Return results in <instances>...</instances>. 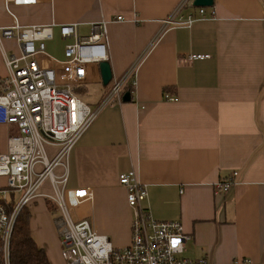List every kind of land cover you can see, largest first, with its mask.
<instances>
[{
	"label": "crops",
	"instance_id": "obj_1",
	"mask_svg": "<svg viewBox=\"0 0 264 264\" xmlns=\"http://www.w3.org/2000/svg\"><path fill=\"white\" fill-rule=\"evenodd\" d=\"M179 1L36 0L15 6L0 0V28L52 26L53 40L40 61L57 69L70 42L58 28L77 25L78 35L88 37L91 25L104 21L112 80L103 86L98 65H90L75 87H91L83 96L75 93L91 108L136 64L135 85L124 83L121 102L101 108L69 155L68 187L91 192L74 219L87 218L113 247H127L132 215L118 177L132 170L146 189L143 206L150 216L181 224L188 237L184 256L264 264V0H213L204 19L163 27ZM190 13L198 16L194 6L183 11ZM11 53H18L17 45L2 40L0 79L7 74L4 55ZM125 93L128 102L122 101ZM0 128L6 134L1 153L16 130ZM228 178V191L218 192ZM26 209L30 236L53 264L60 257L55 213L42 198Z\"/></svg>",
	"mask_w": 264,
	"mask_h": 264
},
{
	"label": "built area",
	"instance_id": "obj_2",
	"mask_svg": "<svg viewBox=\"0 0 264 264\" xmlns=\"http://www.w3.org/2000/svg\"><path fill=\"white\" fill-rule=\"evenodd\" d=\"M4 1L15 6L36 2ZM193 1L180 0L161 21L163 27H189L204 19L207 8H196L197 17L183 15ZM213 15L211 11L209 16ZM76 26L58 28L60 37L70 42L64 46V60L56 63L57 69L45 67L40 61L46 56V44L53 40L52 26L0 28V42L10 40L18 47V53L4 55L7 74L0 79V125L16 130L8 135L6 151L0 153V177L5 179V186L0 188V264H11L10 242L16 219L38 198L46 200L55 213L53 226L64 264H211L184 256L188 237L179 222L156 221L150 216L143 206L146 189L132 170L118 177L132 215L127 247H113L87 218L74 219L75 209L91 199V192L68 187L69 155L101 108L113 99L121 102L124 83L130 80L135 85L136 67L134 63L122 78L113 80L98 107L85 104L74 89L86 80L90 65L107 62V25L104 21L92 24L88 37H80ZM164 99L177 101L167 95ZM231 184L232 178L218 184V192L225 194Z\"/></svg>",
	"mask_w": 264,
	"mask_h": 264
},
{
	"label": "trees",
	"instance_id": "obj_3",
	"mask_svg": "<svg viewBox=\"0 0 264 264\" xmlns=\"http://www.w3.org/2000/svg\"><path fill=\"white\" fill-rule=\"evenodd\" d=\"M77 91L75 89L76 94ZM29 217L28 210L24 208L16 219L10 242V262L11 264H48L44 251L35 245L30 236Z\"/></svg>",
	"mask_w": 264,
	"mask_h": 264
},
{
	"label": "water",
	"instance_id": "obj_4",
	"mask_svg": "<svg viewBox=\"0 0 264 264\" xmlns=\"http://www.w3.org/2000/svg\"><path fill=\"white\" fill-rule=\"evenodd\" d=\"M192 5L196 8H208L213 6V0H194ZM100 78L103 86H108L112 80V73L110 66L107 62H101L98 64ZM123 102L130 101V94L125 93L122 96Z\"/></svg>",
	"mask_w": 264,
	"mask_h": 264
},
{
	"label": "rangeland",
	"instance_id": "obj_5",
	"mask_svg": "<svg viewBox=\"0 0 264 264\" xmlns=\"http://www.w3.org/2000/svg\"><path fill=\"white\" fill-rule=\"evenodd\" d=\"M56 51L58 52V49L54 50L53 52L55 53ZM87 88L88 89L85 88V89H82V90H78L77 91V95L80 97V96H83L82 95L83 92H88V91L92 92V91L89 90V89H91V87H87ZM5 136H6V134H5L4 130L0 128V140H2L4 142ZM0 179H1V177H0ZM53 264H64V262L59 257V259H56V261Z\"/></svg>",
	"mask_w": 264,
	"mask_h": 264
}]
</instances>
